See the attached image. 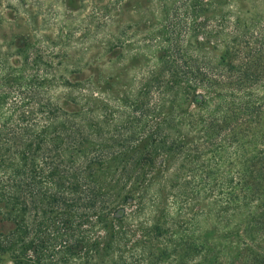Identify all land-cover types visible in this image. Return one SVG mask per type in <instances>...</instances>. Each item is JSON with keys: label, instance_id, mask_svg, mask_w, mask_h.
<instances>
[{"label": "trees", "instance_id": "1", "mask_svg": "<svg viewBox=\"0 0 264 264\" xmlns=\"http://www.w3.org/2000/svg\"><path fill=\"white\" fill-rule=\"evenodd\" d=\"M0 253L264 264V0H0Z\"/></svg>", "mask_w": 264, "mask_h": 264}, {"label": "rangeland", "instance_id": "2", "mask_svg": "<svg viewBox=\"0 0 264 264\" xmlns=\"http://www.w3.org/2000/svg\"><path fill=\"white\" fill-rule=\"evenodd\" d=\"M37 1V0H36ZM85 4V3H84ZM54 15H55V13L56 12H52ZM81 13V15L79 16V18L81 19L82 18V16L85 14V9L83 10V11H81L80 12ZM53 14L51 15L52 17H54L53 16ZM23 20H24V18H23ZM78 24H80V25H85V21H82L81 20V22H78ZM227 251L226 250H224V257L226 258V257H228V254L229 253H227ZM232 257V255H231V253H230V258ZM228 259V258H227ZM0 264H12V261H11V258H10V256L6 253V254H4V253H0Z\"/></svg>", "mask_w": 264, "mask_h": 264}]
</instances>
